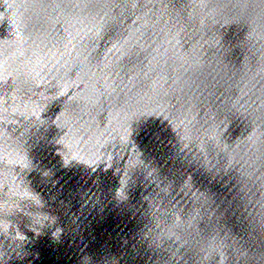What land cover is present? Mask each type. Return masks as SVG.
Returning <instances> with one entry per match:
<instances>
[{
	"label": "water",
	"instance_id": "obj_1",
	"mask_svg": "<svg viewBox=\"0 0 264 264\" xmlns=\"http://www.w3.org/2000/svg\"><path fill=\"white\" fill-rule=\"evenodd\" d=\"M0 264H264V0H0Z\"/></svg>",
	"mask_w": 264,
	"mask_h": 264
}]
</instances>
